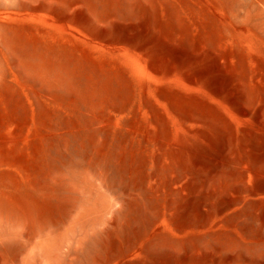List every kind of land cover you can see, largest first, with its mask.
Listing matches in <instances>:
<instances>
[{"label": "rangeland", "instance_id": "rangeland-1", "mask_svg": "<svg viewBox=\"0 0 264 264\" xmlns=\"http://www.w3.org/2000/svg\"><path fill=\"white\" fill-rule=\"evenodd\" d=\"M0 264H264V0H0Z\"/></svg>", "mask_w": 264, "mask_h": 264}]
</instances>
